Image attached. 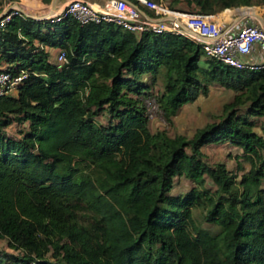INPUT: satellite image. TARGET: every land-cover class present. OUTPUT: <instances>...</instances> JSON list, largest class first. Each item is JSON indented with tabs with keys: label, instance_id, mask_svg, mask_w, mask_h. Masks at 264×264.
<instances>
[{
	"label": "trees",
	"instance_id": "obj_1",
	"mask_svg": "<svg viewBox=\"0 0 264 264\" xmlns=\"http://www.w3.org/2000/svg\"><path fill=\"white\" fill-rule=\"evenodd\" d=\"M182 4L236 19L264 0ZM0 71L26 74L0 98V240L17 253L0 264H264V69L208 58L187 36L16 15L0 29ZM212 87L234 97L191 139L152 133L150 98L173 126ZM14 124L27 127L18 138L4 131ZM223 145L241 151L235 169L207 163L203 149ZM180 179L193 187L174 194Z\"/></svg>",
	"mask_w": 264,
	"mask_h": 264
},
{
	"label": "built area",
	"instance_id": "obj_2",
	"mask_svg": "<svg viewBox=\"0 0 264 264\" xmlns=\"http://www.w3.org/2000/svg\"><path fill=\"white\" fill-rule=\"evenodd\" d=\"M138 4H129L126 0H106L104 4L93 5L84 0L69 1L62 12L50 17L57 22L71 17L81 25L116 24L136 35L152 32L157 35L173 33L187 36L204 47L208 58L219 60L233 68L260 70L264 63L255 65L247 62L245 57L264 52V26L261 22L251 24L246 21L258 18L246 17L236 26L230 27L219 20L218 15H203L172 11L165 1L136 0ZM140 5L153 12V16L144 13ZM172 14H177L176 19ZM18 12H9L0 18V29L9 23ZM186 30L193 32L191 36ZM66 55L63 50H57L51 61L63 65ZM26 74L14 76L8 71H0V98L13 96L19 89Z\"/></svg>",
	"mask_w": 264,
	"mask_h": 264
},
{
	"label": "rangeland",
	"instance_id": "obj_3",
	"mask_svg": "<svg viewBox=\"0 0 264 264\" xmlns=\"http://www.w3.org/2000/svg\"><path fill=\"white\" fill-rule=\"evenodd\" d=\"M69 1L71 0H57L56 6L59 5L61 6V4L64 5ZM84 1L91 2V0H84ZM164 1L168 4L169 8L172 11L183 12L180 10H184V13H188L186 12L187 7L185 4L178 5L177 9H173L172 2L174 0H164ZM52 3L53 0L48 3H46L44 0H37L35 1V4L32 2L29 3L25 2L26 5H20L19 3H16L15 0H3L2 7L0 8V15L7 8L6 11H4L5 13L18 12L21 14V11H24V13L29 17H35L39 19L49 18L52 9L55 10L53 8ZM140 7L143 10H145L147 13H149L151 16L154 15L152 11L148 10L144 6L140 5ZM252 8H261L262 10L261 14H258L256 12L254 14L262 16V18H264V6L252 7ZM56 13H58L57 10H55L53 16ZM3 15H1L0 18ZM176 16L177 14H172V18L176 19ZM230 17L231 16L229 15V13L225 12L224 15H222L221 13V15L218 18L219 20L223 21L225 18L227 20H230ZM54 53L55 52L53 51V54ZM158 86L159 87H156L153 90L154 96H156L160 90V85ZM231 99L232 96L229 92L223 91L220 87H214L212 95L210 96L208 95L207 97H205V99H200L194 107H189L188 109H186V111H184V113L183 112L180 113L178 118H175L174 125L169 126L165 118L163 117V114L161 113L157 105V102L155 101L154 97H152L146 102L148 108V114L150 118V129L152 133H157L159 131H167L170 137H174L176 135H184L191 139L196 134L198 129L204 128L207 124L211 123L215 117H219L224 110V106L227 103H229ZM192 113L194 119L188 120V117L192 116ZM99 120L104 123L106 122L104 118H99ZM25 128L27 127L14 124L11 127L5 129L4 131L10 137L18 138L19 131L25 130ZM230 150L233 149H231L228 146H221V147L204 148L203 152L206 155V161L209 165L215 166L218 163H223L227 165L228 169L232 170L235 169L236 164L228 158V154ZM207 181H208V187L214 190L215 187L213 186L211 180L207 178ZM192 187L193 184L191 182L186 181L185 179H180L176 183L174 194L185 193L188 190H190ZM195 215L196 217L201 218L200 211H196ZM210 229L212 230V233H217L219 231L218 227H211ZM2 251L17 255V253L11 251L8 248L6 241L0 240V252Z\"/></svg>",
	"mask_w": 264,
	"mask_h": 264
},
{
	"label": "crops",
	"instance_id": "obj_4",
	"mask_svg": "<svg viewBox=\"0 0 264 264\" xmlns=\"http://www.w3.org/2000/svg\"><path fill=\"white\" fill-rule=\"evenodd\" d=\"M106 0H91V4H93V5H99V4H104V2H105ZM68 3V2H67ZM67 3H65L64 5L63 4H61V6L59 7V6H56V9L55 10H57L58 12L62 9L63 10V8L65 7V5L67 4ZM53 4V3H52ZM63 5V6H62ZM2 6H0V8H1ZM7 9V8H6ZM6 9L4 10V11H6ZM54 10V11H55ZM62 10H61V12H62ZM2 12V14L1 15H3L5 12ZM144 13H146V15L147 14H149V13H147L146 11L144 12ZM6 14V13H5ZM4 14V15H5ZM60 14V13H59ZM225 14V12H223L222 13V15H224ZM0 15V16H1ZM3 15V16H4ZM58 15V14H57ZM150 15V14H149ZM254 15H256V14H254V13H252V14H242V15H240L238 18H236V19H232L231 17H230V20H227L226 18L223 20V22H226V23H229L228 25L230 26V27H232V26H236V24H237V22H239L240 20H242V19H244V18H246V17H253V18H257L256 16H254ZM2 16V17H3ZM262 17V16H261ZM50 18V17H49ZM257 21H259V22H261L259 19L258 20H249V21H246V22H248V23H253V24H257ZM261 24H262V22H261ZM263 25V24H262ZM53 51L54 50H49V52L52 54V56L55 54V53H57V51H54L55 53L53 54ZM52 58V57H51ZM245 60L247 61V62H250V63H253V64H255V65H260V64H262V63H264V52H259V53H257V54H255V55H253V56H247V57H245ZM213 88L214 87H212L211 89H210V92L208 93V95L210 96V95H212V93H213ZM221 88V87H220ZM223 91H226V92H229L230 94H231V96H232V99H233V97H234V93L233 92H231V91H228V90H225V89H223V88H221ZM208 95H201L199 98H198V100L195 102V103H193V104H189V105H186V106H184L183 108H181V110L179 111V113L177 114V116L175 117V118H178V116L180 115V113H184V111H186V109H188L189 107H194L195 105H196V103L200 100V99H205V97H207ZM18 96V91L13 95V97H17ZM232 99H231V101H232ZM230 101V102H231ZM229 102V103H230ZM228 104V103H227ZM194 118H193V113H192V116H189L188 117V120H193ZM175 120V119H174ZM223 146H228V147H230L231 149H233V150H230V152H229V154H233V155H238V154H241V151L240 150H238V149H236V148H233L232 146H230V145H223ZM212 147H221V146H212ZM209 148H211V147H209ZM229 154H228V156H229ZM206 156V155H205ZM231 160V159H230ZM231 161H233L235 164H236V162L234 161V160H231ZM249 168V165H245V169H248Z\"/></svg>",
	"mask_w": 264,
	"mask_h": 264
},
{
	"label": "water",
	"instance_id": "obj_5",
	"mask_svg": "<svg viewBox=\"0 0 264 264\" xmlns=\"http://www.w3.org/2000/svg\"><path fill=\"white\" fill-rule=\"evenodd\" d=\"M129 4H133L131 1H129V0H126ZM56 3H57V0H53V8L54 9H56ZM243 8H252V7H243ZM243 8H238V9H236V10H240V9H243ZM8 13V12H7ZM21 15L22 16H25V17H28V18H31V19H35V20H46V19H49V18H42V19H39V18H35V17H29V16H27L25 13H24V11H21ZM4 17V16H3ZM261 22H262V24H263V26H264V18H262V19H259ZM187 31V33L188 34H190L191 36H193V37H196V35L193 33V32H191V31H189V30H186Z\"/></svg>",
	"mask_w": 264,
	"mask_h": 264
},
{
	"label": "bare ground",
	"instance_id": "obj_6",
	"mask_svg": "<svg viewBox=\"0 0 264 264\" xmlns=\"http://www.w3.org/2000/svg\"><path fill=\"white\" fill-rule=\"evenodd\" d=\"M61 10H62V9H61ZM61 10H60L58 13H56L54 16H56V15L59 14V13H61ZM54 13H55V11L52 9V12L50 13V17H52ZM254 16H256L258 19H262V17L259 16V15H254ZM173 19H174V18H173Z\"/></svg>",
	"mask_w": 264,
	"mask_h": 264
}]
</instances>
